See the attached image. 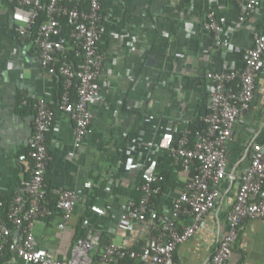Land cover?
I'll list each match as a JSON object with an SVG mask.
<instances>
[{
  "label": "crops",
  "instance_id": "obj_1",
  "mask_svg": "<svg viewBox=\"0 0 264 264\" xmlns=\"http://www.w3.org/2000/svg\"><path fill=\"white\" fill-rule=\"evenodd\" d=\"M210 6L216 10L224 28L233 30L225 33L231 46L244 49L253 46L256 34L264 27V0L244 22L239 20L242 11L236 0H105L103 10L109 18L101 42L107 56L101 75L104 99L95 106L91 132L77 155L72 157L75 122L59 105L62 75L42 66L38 48L22 39L17 31L12 4L8 0L0 2V221L7 213L12 192L15 195L19 192L22 203H28V196L19 188L30 173L25 148L34 128L35 113L34 109L21 106L19 98L25 97L28 103H33L49 92L47 96L53 102L55 118L48 134L53 159L47 171V182L56 195L65 188L82 187L87 181L92 187L77 190L72 218L65 229L59 228L60 209L35 225L36 244L60 259H67L77 237L87 229L83 218L92 216L90 205L102 204L107 199L112 202L113 209L106 216L91 217V227L101 226L100 230L96 229L100 244L92 256L98 261L97 253L106 244L124 241L125 232L117 227V208L136 191L134 185L140 179V170L135 163L145 160L146 152L139 151L124 158L125 137L120 133L126 131L128 134L133 126H142V122L138 115H127L122 106L128 102L133 110L147 109L157 116L163 130L180 134L206 112L208 80L205 73L222 69L227 59L235 61L239 67L242 65L240 54L223 53L215 43L214 34L204 28ZM112 32L130 33L132 39L137 38L142 54L131 50L115 51L111 47ZM127 39L128 44L130 37ZM108 67L114 68L113 75H107ZM129 72H133L134 81L129 79ZM115 110L120 113L117 115ZM160 135L153 128L147 132L148 137L156 140ZM254 142L264 147V74L257 79L252 108L240 118L235 139L229 146L230 173L217 208L193 237L179 245L176 252L179 264H212L219 241L228 231L227 213L241 176L250 163ZM119 150L118 163L112 166L110 157ZM109 182L115 187L113 195L104 189ZM178 191L172 188L166 192L160 208H167ZM141 230L136 228L129 232L132 240ZM22 235L20 227L13 228L15 239H21ZM1 257V264H29L12 253ZM134 264L140 263L136 260ZM226 264H264V221H245Z\"/></svg>",
  "mask_w": 264,
  "mask_h": 264
},
{
  "label": "built area",
  "instance_id": "obj_2",
  "mask_svg": "<svg viewBox=\"0 0 264 264\" xmlns=\"http://www.w3.org/2000/svg\"><path fill=\"white\" fill-rule=\"evenodd\" d=\"M8 1L12 4V17L17 22L20 37L38 48L41 64L47 71L64 77L65 91L60 96L59 105L75 122V149L70 154L75 157L92 130L95 106L104 99L101 75L107 56L100 44L109 18L103 10L105 0ZM236 1L242 11L240 22L250 19L262 3V0ZM203 26L214 34L215 43L223 53L240 54L242 65L239 67L235 61L227 59L222 69L205 73L207 103L201 119L206 127L197 132L195 140L191 138L192 125L176 134L170 129L163 130L154 113L142 120L139 135L123 150L125 159L139 151L146 152V159L135 163L140 170V179L135 182L134 189L141 191L142 195L139 199L129 197L117 208V227L125 232L124 241L106 244L97 253L98 261L92 256L100 244L96 229L100 230L101 226L91 227V217L106 216L113 209L112 202L107 199L102 204L90 205L92 216L83 218L87 229L77 237L67 259H60L36 244L35 225L51 217L55 209H60L59 228L65 229L72 218L77 190L92 187L87 181L84 187L62 189L57 192L58 200L52 206L46 175L53 159L48 134L53 127L55 111L47 96L49 92H45L32 103L34 128L25 148L30 173L22 181L19 191L28 196V203L23 204L17 192L8 213L9 222L0 221V255L11 252L29 264H121L126 258L135 259L140 264H179L175 258L179 245L193 237L207 216L217 208L230 173L229 146L235 139L240 118L252 108L257 79L264 74V27L256 34L253 46L244 49L231 46L225 33L233 30L224 28L212 6L208 8ZM112 37L111 47L115 51L131 50L142 54L137 38L132 39L130 33L112 32ZM70 51L74 52L76 60L70 57ZM106 72L113 75L114 68L108 67ZM129 79L135 80L133 72H129ZM72 87L76 89V98L72 96ZM24 102L28 104L25 97ZM115 113L118 115L120 110ZM149 128L160 132L159 140L147 136ZM120 135L126 137L127 133L121 132ZM166 153H171L181 165L179 175L185 184L172 198L171 204L161 209L154 201V196L162 189L155 185L158 181L156 171L161 155ZM104 189L110 195L115 192L112 182ZM187 218L190 221L184 222ZM248 219L264 221V147L260 142L253 143L250 163L241 176L234 202L227 213L228 231L219 241L212 264L227 263L241 227ZM14 227L23 230L19 240L13 236ZM136 228L142 230L132 240L129 232ZM131 243L139 248H134Z\"/></svg>",
  "mask_w": 264,
  "mask_h": 264
},
{
  "label": "trees",
  "instance_id": "obj_3",
  "mask_svg": "<svg viewBox=\"0 0 264 264\" xmlns=\"http://www.w3.org/2000/svg\"><path fill=\"white\" fill-rule=\"evenodd\" d=\"M64 24V20L62 21ZM37 26H35V31H36ZM101 45V44H100ZM102 48V47H101ZM70 57L72 59H75L74 56V52L70 51ZM67 55V53H66ZM65 91V82H64V77L62 76V83L60 86V96L61 94ZM71 93L73 97H77L76 96V89L74 87H72L71 89ZM19 103L21 104V106H28L29 109H33L32 103H28L26 104L24 102V99L19 98ZM122 111H124L127 115L130 116H134V115H138L139 117V121L143 122L142 120L145 119V117H147V115H149V112L147 111V109H143V110H133L130 106L129 103L126 102L124 106H122ZM191 131H192V135L191 138L192 140H195L196 138V134L199 131H202L205 127L206 124L205 122L201 119V117L199 116L196 120L193 121L192 126H191ZM140 129L141 126L138 128L136 125L133 126L132 130L130 131V133H128L125 137V144L131 142L134 138H136L139 133H140ZM121 154V150L118 151V153L116 155H112L110 157V161L112 162V166L117 165L118 163V159L120 157ZM181 169V165L176 163V160L174 158V156L171 153H166V154H162L160 157V163L158 164L157 167V171H156V175L158 176V181L156 182L155 185H160L162 187L161 191L154 196V201L156 202L157 206H160V201L162 199V197L166 194V192H168L170 189L172 188H182L185 184V182L180 178L179 175V171ZM46 181H48V174L46 175ZM18 182H16L15 184H17ZM47 185L49 186V182H47ZM19 186V183H18ZM48 192H49V197L51 199V201L53 202L52 206L54 207V204L57 202L58 200V195L54 194L50 188V186L48 187ZM142 195L141 191H134L133 196L135 199H139L140 196ZM15 197V192H12L9 196V200L7 203V213L5 214L3 221L5 222H9L8 220V213L11 207V204L14 200ZM184 222H189L190 219L187 218L185 220H183ZM178 224L181 225L182 222L180 220H178ZM157 232V230H154V233ZM134 248H139L138 246H135V244H133ZM4 256L8 257L11 256V252H6L4 253ZM175 258H176V253H175ZM123 263H131L134 264L136 262L135 259H131V258H126L124 261H122ZM2 263V257L0 255V264Z\"/></svg>",
  "mask_w": 264,
  "mask_h": 264
}]
</instances>
